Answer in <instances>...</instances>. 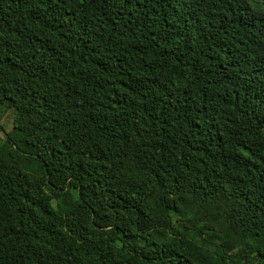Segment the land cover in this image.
<instances>
[{
	"label": "trees",
	"instance_id": "obj_1",
	"mask_svg": "<svg viewBox=\"0 0 264 264\" xmlns=\"http://www.w3.org/2000/svg\"><path fill=\"white\" fill-rule=\"evenodd\" d=\"M0 264H264V0H0Z\"/></svg>",
	"mask_w": 264,
	"mask_h": 264
},
{
	"label": "rangeland",
	"instance_id": "obj_2",
	"mask_svg": "<svg viewBox=\"0 0 264 264\" xmlns=\"http://www.w3.org/2000/svg\"><path fill=\"white\" fill-rule=\"evenodd\" d=\"M0 124L8 131L11 129V114L10 111L2 112L0 116Z\"/></svg>",
	"mask_w": 264,
	"mask_h": 264
}]
</instances>
